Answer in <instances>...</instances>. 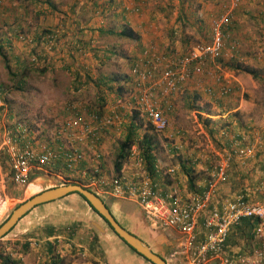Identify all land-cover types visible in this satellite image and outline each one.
Wrapping results in <instances>:
<instances>
[{
    "label": "built area",
    "instance_id": "1",
    "mask_svg": "<svg viewBox=\"0 0 264 264\" xmlns=\"http://www.w3.org/2000/svg\"><path fill=\"white\" fill-rule=\"evenodd\" d=\"M239 5L240 0H223L218 15L209 20L206 41L194 42L183 51L173 48L169 54L157 52L151 44L141 49L131 64L130 74L135 84L129 87L127 98L154 132L161 133L169 125L161 104L182 92L192 81L196 83L194 88L205 94L216 92L221 96L232 91V83L224 76L218 61L226 45L231 52L237 48V41L230 37V29ZM131 10L138 12L137 7ZM16 38L31 42V37L22 33ZM43 47L51 51L53 36L46 37ZM203 80L209 83L199 86ZM120 102L119 99L111 104L105 113L69 104L70 115L64 118L56 132L62 139L59 147L34 145L26 138L24 128L20 130V136L10 129L0 131V154L6 156L12 183L25 185L31 171L38 170L54 176L61 184H83L97 195L133 201L151 228L172 229L178 233V243L168 252L166 264H206L210 260L215 264H264V198L250 199L245 194H237L222 199L215 190L218 182L226 180L232 157L244 161L255 155L257 145L254 140L251 141L245 132L234 148L221 152L205 179L203 190L197 194L185 195L175 183L160 189V184L146 170L140 150L133 145L123 161L130 173L107 175L101 162L100 141L107 131L119 132L121 116L118 108L123 107ZM3 109L0 98V112ZM57 163L60 169L54 170ZM175 170V166L167 167L165 174L171 175ZM154 172L161 177L160 166L156 163ZM253 192L264 193V184L255 186ZM4 201L5 197L0 196V203ZM241 218L256 220L252 228L256 244L229 255L225 250V239L230 227Z\"/></svg>",
    "mask_w": 264,
    "mask_h": 264
},
{
    "label": "rangeland",
    "instance_id": "2",
    "mask_svg": "<svg viewBox=\"0 0 264 264\" xmlns=\"http://www.w3.org/2000/svg\"><path fill=\"white\" fill-rule=\"evenodd\" d=\"M194 1L190 0L191 6L187 8L188 19H186V12H182V18L186 21L184 23L179 21L181 37H176L177 41L173 40L166 49L163 48L162 52L165 51V54H169L173 48L183 51L194 42L208 39L209 20L218 15L223 0H200L199 5L201 1L203 2L201 7L194 6ZM10 2L6 12L3 11V3L0 0V98L4 104V109L0 112V131L10 129L12 133L20 136V130L24 128L23 132L30 142L52 145L59 139L56 137V132L60 129L64 117L70 115V110L67 109L69 104L79 106L81 109L84 103H89L99 113H105L108 112L111 104L120 99L123 107L118 108L121 116L119 132L107 131L100 141L102 145L101 162L106 174H115L112 164L118 144L124 139L128 130L133 128L135 135L132 145L135 148L141 150L138 143L144 135L151 140V152L162 172L159 179H181V177L187 179L186 173L180 169L184 164L192 169V174H190L193 179L198 180L208 178L219 158L209 144H217L218 131L230 124V122L222 121L213 124L216 118L205 117L204 113L208 112L213 116L235 108L230 112L233 116L231 121L235 118L239 126H242L247 119L258 121L261 115H264V38H262V22L259 17L264 11V0H254L251 3L252 6L247 5L249 13L245 26L248 27V34L239 45L238 53L233 55L234 52L228 50L229 54L218 61L223 74L225 71L229 72L224 76L228 77L227 79L233 86L235 83L237 85L233 89L234 94L223 98V101H220L213 109L210 104L211 100L206 99L205 92L203 93L202 90L197 91V88H194L196 83L192 81L182 92L161 104L169 121L168 128L161 133H156L151 129L142 114L132 107L131 101L127 98L129 87L135 84V82L132 83L130 74L131 64L141 52L140 46L134 44L135 41L111 34H101L95 39L97 43L94 45L100 46L98 40H103L108 42V48L104 49L103 53L100 51L94 53L96 54L95 61L91 65L88 64L91 69L90 75L86 77L80 75L72 79L74 74L66 71L64 66L41 68L36 61L31 59L40 50L39 38L33 37L39 11L35 12L33 2L30 0H10ZM216 10L217 13H215ZM187 27L195 31L190 39H186V34L183 35L184 28ZM18 33L31 37V42L19 41L16 38ZM113 42L115 45L111 48L110 45ZM93 47L91 46L89 51L98 50ZM88 57L91 58L92 55ZM236 65L253 70L255 76L236 70ZM114 76L119 80L107 82V78ZM72 81L78 85L76 89ZM106 83H110L112 87L107 88ZM206 83L209 82L203 80L199 86ZM120 86H122L121 91L117 90ZM205 128L209 131L206 132ZM212 133H216L215 136H212ZM199 161L201 165L203 163L204 165L197 166ZM191 165L194 168H191ZM170 166L176 167L175 172L171 175L165 174V169ZM8 176V164L6 166L5 163H0V196L2 198L4 195L8 196L13 187L6 180ZM45 176L55 181L54 176L47 174ZM48 185L50 184L42 182L39 187L35 186V191L31 188L27 190V184L21 186L23 189L25 187L24 198L30 197ZM20 188L17 192L21 190ZM27 191L29 193H26ZM257 195L260 197V194ZM259 197H253V199ZM22 201L21 198H10L5 200L6 204L0 203V211L3 210L5 204L3 212H0V225ZM102 223L104 225L103 221ZM3 237L4 235L0 238V248L5 241Z\"/></svg>",
    "mask_w": 264,
    "mask_h": 264
},
{
    "label": "crops",
    "instance_id": "3",
    "mask_svg": "<svg viewBox=\"0 0 264 264\" xmlns=\"http://www.w3.org/2000/svg\"><path fill=\"white\" fill-rule=\"evenodd\" d=\"M30 1L33 2L35 12L39 11L33 37L39 38L40 46V50L31 59L36 61L41 68L64 66L66 71L74 74L72 79L78 78L80 75L83 77L90 75L91 72L89 71L91 69L88 64L91 65L95 61L96 54L94 53L96 51L103 53L104 49L108 48V42L103 40H98L100 46H95L94 44L97 43L95 39L103 33L118 36L116 33L121 27H128L139 35L138 41H135L134 44L139 45L140 50L145 45L151 44L157 52H162L163 48L166 49L173 40L177 41L176 37H181L179 21L184 23L188 19L187 8L191 6L190 0ZM240 1L241 3L235 11L230 29V37L237 41V48L233 55L238 53L239 45L247 37L248 27L245 26L247 24L245 20H247L246 17L249 13L247 11L249 10L248 6H252L251 3L254 0ZM2 3L3 11L7 12V7L11 3L10 0H2ZM199 3L200 0H195L194 6L201 7L203 5L202 1L201 5ZM133 7H137L138 12H133L131 10ZM256 8L258 7L256 6ZM48 12L49 14H47ZM182 12H186V19L182 18ZM215 13H217V10ZM259 17L260 22H262L261 30L263 34L264 11ZM108 25H111V27H108ZM184 32L183 35L186 34V39H190L195 31L191 27H187L184 28ZM50 35L53 36V47L51 51H46L43 43L46 37ZM122 38L130 40L125 37ZM114 45L113 42L110 47L113 48ZM91 46L98 48V50L92 49L89 51ZM163 52L165 53V51ZM90 54L92 55L91 58L88 57ZM228 54L226 48L222 57ZM228 73V71L224 72L225 75ZM72 83L76 89L78 85L75 84L76 82L72 81ZM236 87L235 83L232 91L224 96L214 92L211 95L205 94V97L211 100V107L215 109L218 103L223 101V98L234 94L233 89ZM197 91L201 90L197 88ZM82 107H89V103H84ZM234 109L213 116L208 112L204 113L205 117L216 118L213 124L220 121L230 122L229 125H225L218 131L217 144L210 143L209 146L219 156L221 152L234 148L237 139L246 132L249 139L254 140L256 143V152L253 157L244 161H239L236 157L230 159L226 171V180L217 183L216 194L222 199H230L237 194H245L253 199V197H259L257 194H260L259 199H263L264 193L254 195L253 188L260 183L264 184V119L261 115L258 121L247 119L242 126H239L235 118H233L234 121H231L233 116L230 112ZM205 130L206 132L209 131L206 128ZM215 134L212 133V136H215ZM56 136L59 139L56 143L50 144L53 147H59L62 142L60 134L58 133ZM202 165L200 161L197 164L200 167ZM176 167L178 168V165ZM191 168H194V166L191 165ZM118 173H130V169L127 165H124ZM7 178L6 180L13 187L8 196L4 195L5 200L10 198L24 200L25 187L23 189L20 185H14L9 176ZM153 179L160 184V189L175 183L185 195L200 193L205 184V179H191V186L190 181L182 179V177L181 179L162 180L155 175ZM1 181H3L2 178ZM28 181L27 190L36 185L39 187L42 182L50 184L45 188L61 184L56 180L53 181V179L47 178L44 173L38 170L31 171ZM19 188L21 190L17 192ZM33 191H35V188H33ZM98 195L101 199L108 201L114 198L100 193ZM115 199L117 202L126 203L130 207L129 210H131V213L120 218L124 227L144 241L152 252L165 260L168 252L178 243V233L172 229L159 230L151 228L136 203L127 199ZM113 208L117 209L115 206ZM94 223L99 224L103 231H99L93 225ZM247 234H250V236ZM247 234L245 229L241 230L239 226L233 225L225 240L226 253L231 255L242 252L256 244L252 231L250 230V233ZM2 239L5 241L0 248V264H151L131 250L111 230L107 229L103 225L102 219L76 193H68L57 199L35 205L16 221ZM3 256L9 262L1 261L4 259ZM206 264H215V261L210 260Z\"/></svg>",
    "mask_w": 264,
    "mask_h": 264
},
{
    "label": "trees",
    "instance_id": "4",
    "mask_svg": "<svg viewBox=\"0 0 264 264\" xmlns=\"http://www.w3.org/2000/svg\"><path fill=\"white\" fill-rule=\"evenodd\" d=\"M118 36L120 37H125V38H128L132 41H138L139 39V35L136 33V32H133L131 29H129L128 27H121L119 29V31H117L116 33ZM235 69L236 70H240L244 73H248V74H251L252 76H255V72L247 67H242V65H236L235 66ZM107 82H111V80H119L116 76L114 77H110V78H107ZM107 84V88H111V84L110 83H106ZM117 90H122V86L120 87H117ZM88 108H93L91 105H89ZM95 110V109H94ZM96 112H99L98 110H95ZM134 135H135V131L133 128L129 129L127 134L125 135L124 139L118 144V149H117V152L114 156V159H113V171L115 173H117L120 168L122 167V164H123V161L126 159V157L128 156V153H129V148L130 146L132 145L133 143V138H134ZM141 147V155L144 159V163H145V168L146 170L148 171L149 175L152 176V177H155V172H154V164H155V158H154V155L152 154L151 152V149H152V143H151V140L148 139L146 137V135H144L142 137V140L138 143ZM0 163L3 164L5 163L6 166H7V160H6V156L4 154H0ZM54 170H59L60 169V164L57 163L55 164V166L53 167ZM180 169L186 173L187 175V179L190 181L189 184L191 186V179H193V176L190 174L191 173V170L190 167H186L184 164L181 165ZM69 183H74V182H64L63 184H69ZM84 188L90 190V188H88L87 186L81 184ZM204 187V186H203ZM31 189L35 188L34 186L33 187H30ZM29 188V190H30ZM203 190V189H202ZM33 191V190H32ZM29 193V192H28ZM73 193H76V192H73ZM77 195H79V197L83 200L84 198L76 193ZM102 201L104 202V205L106 206V208L108 209L109 213L112 215V217L115 219V221L120 224V226L122 228H124L125 230H127L124 225L121 223L120 221V218L123 217L124 215L126 214H129L131 213V210L130 207H128V205L122 201L120 202H117V200L115 198H112L110 199L109 201L106 200V199H102ZM86 203V201H85ZM89 207L90 205L88 203H86ZM113 206L117 207V209H114ZM91 208V207H90ZM92 211H94L96 213V211L94 209L91 208ZM97 214V213H96ZM101 219L102 221L104 222V225L107 229L111 230L112 231V228L110 227V225L108 224V222L102 218L99 214H97ZM199 221H201V218L199 219ZM255 223H256V220L255 219H252V218H241L238 223H236L234 226H239V229L241 230H246V234L247 233H250V230L252 231V228L255 226ZM13 227V226H12ZM11 227V228H12ZM232 227V226H231ZM230 227V228H231ZM10 228V229H11ZM9 229V230H10ZM128 231V230H127ZM230 231V229H229ZM228 231V232H229ZM113 232V231H112ZM129 233H131L130 231H128ZM114 233V232H113ZM115 234V233H114ZM133 234V233H131ZM116 235V234H115ZM134 236H136L135 234H133ZM228 235V233H227ZM248 236H250V234H247ZM138 237V236H136ZM227 237V236H226ZM139 238V237H138ZM121 239V238H120ZM140 239V238H139ZM226 240V239H225ZM121 241L126 244L122 239ZM144 242V241H143ZM145 243V242H144ZM146 244V243H145ZM127 245V244H126ZM131 250H133L135 253H137L138 255H140L141 257H143L141 254H139L138 252H136L133 248H131L129 245H127ZM0 258H1V255H0ZM144 258V257H143ZM145 260H147L146 258H144ZM1 261L3 262H9V260L4 257V259H2ZM148 262H150L149 260H147ZM151 263V262H150ZM153 264V263H151Z\"/></svg>",
    "mask_w": 264,
    "mask_h": 264
},
{
    "label": "water",
    "instance_id": "5",
    "mask_svg": "<svg viewBox=\"0 0 264 264\" xmlns=\"http://www.w3.org/2000/svg\"><path fill=\"white\" fill-rule=\"evenodd\" d=\"M76 192L80 194L86 203L90 205L92 209L96 211L102 218H104L112 231L121 238L127 245L133 248L136 252L141 254L144 258L149 260L153 264H166L165 260L152 252L150 248L141 239L129 233L127 230L122 228L118 224L112 215L109 213L108 209L104 205L102 199L93 191L84 188L78 183L60 184L52 187L44 188L30 197L24 199L19 203L8 215L7 219L0 225V238L8 232V230L16 223V221L24 215L28 210L37 204L47 202L50 200L57 199L68 193ZM99 231H103L102 227L94 223L93 224Z\"/></svg>",
    "mask_w": 264,
    "mask_h": 264
},
{
    "label": "bare ground",
    "instance_id": "6",
    "mask_svg": "<svg viewBox=\"0 0 264 264\" xmlns=\"http://www.w3.org/2000/svg\"><path fill=\"white\" fill-rule=\"evenodd\" d=\"M4 203H5V201H4ZM4 208H5V204H4L3 210H4ZM3 210H1V211H3ZM1 211H0V212H1Z\"/></svg>",
    "mask_w": 264,
    "mask_h": 264
}]
</instances>
